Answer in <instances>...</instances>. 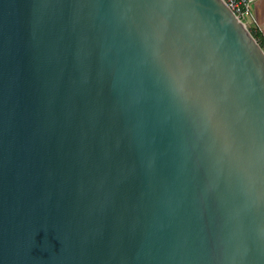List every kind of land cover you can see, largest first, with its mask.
Segmentation results:
<instances>
[{"label":"water","instance_id":"95a60500","mask_svg":"<svg viewBox=\"0 0 264 264\" xmlns=\"http://www.w3.org/2000/svg\"><path fill=\"white\" fill-rule=\"evenodd\" d=\"M0 264H264V48L224 0H0Z\"/></svg>","mask_w":264,"mask_h":264},{"label":"built area","instance_id":"2783aa9c","mask_svg":"<svg viewBox=\"0 0 264 264\" xmlns=\"http://www.w3.org/2000/svg\"><path fill=\"white\" fill-rule=\"evenodd\" d=\"M234 13L250 30L259 31L255 15L252 10L254 0H224Z\"/></svg>","mask_w":264,"mask_h":264},{"label":"crops","instance_id":"0c3cea01","mask_svg":"<svg viewBox=\"0 0 264 264\" xmlns=\"http://www.w3.org/2000/svg\"><path fill=\"white\" fill-rule=\"evenodd\" d=\"M252 10L259 28V37L264 43V0H254Z\"/></svg>","mask_w":264,"mask_h":264},{"label":"trees","instance_id":"16d2710c","mask_svg":"<svg viewBox=\"0 0 264 264\" xmlns=\"http://www.w3.org/2000/svg\"><path fill=\"white\" fill-rule=\"evenodd\" d=\"M251 32L256 37V39L260 42L261 46L264 48L263 40L261 39V37H259V31L254 32L253 30H251Z\"/></svg>","mask_w":264,"mask_h":264}]
</instances>
